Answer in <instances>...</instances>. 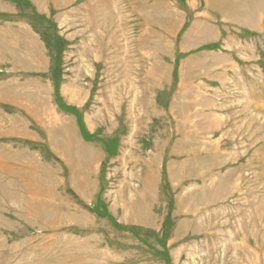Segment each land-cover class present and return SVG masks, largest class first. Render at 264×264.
Instances as JSON below:
<instances>
[{"label":"rangeland","instance_id":"obj_1","mask_svg":"<svg viewBox=\"0 0 264 264\" xmlns=\"http://www.w3.org/2000/svg\"><path fill=\"white\" fill-rule=\"evenodd\" d=\"M0 264H264V0H0Z\"/></svg>","mask_w":264,"mask_h":264},{"label":"trees","instance_id":"obj_2","mask_svg":"<svg viewBox=\"0 0 264 264\" xmlns=\"http://www.w3.org/2000/svg\"><path fill=\"white\" fill-rule=\"evenodd\" d=\"M52 80H53V85H54V88H55V101H56V104L60 108L65 110L67 108L63 104H61V99H60V97L58 96V93H57V88H56L57 87V80H56V78L54 79V77L52 78ZM77 125L82 128V124H81V121L79 119L77 120Z\"/></svg>","mask_w":264,"mask_h":264}]
</instances>
